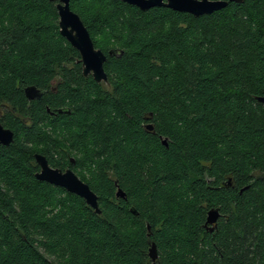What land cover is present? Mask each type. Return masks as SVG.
I'll use <instances>...</instances> for the list:
<instances>
[{
    "label": "trees",
    "instance_id": "1",
    "mask_svg": "<svg viewBox=\"0 0 264 264\" xmlns=\"http://www.w3.org/2000/svg\"><path fill=\"white\" fill-rule=\"evenodd\" d=\"M70 7L106 54V81L83 74L56 1L0 0V121L13 130L0 144V264H264V0L200 15ZM35 152L72 168L100 212L38 179Z\"/></svg>",
    "mask_w": 264,
    "mask_h": 264
},
{
    "label": "water",
    "instance_id": "2",
    "mask_svg": "<svg viewBox=\"0 0 264 264\" xmlns=\"http://www.w3.org/2000/svg\"><path fill=\"white\" fill-rule=\"evenodd\" d=\"M56 1L58 13V25L60 33L74 46L79 52V61L82 64L84 74L91 73L96 81H106L107 75L104 70L103 63L106 60V54L96 47L90 33L80 18L79 14L70 7V0H53ZM134 4L141 9H147L155 5L170 7L176 10L186 11L194 15L210 13L214 10L227 5L228 1L238 0H123ZM112 49L109 54H112ZM24 94L28 99L40 97L42 89L36 85L29 84L24 87ZM256 98L264 103V95L256 96ZM146 128L152 129V123L145 124ZM13 141V130L4 126L0 122V144H9ZM161 142L167 145L166 137H161ZM35 160L39 169L35 172V176L40 180L48 181L52 184L64 187L66 190L74 192L84 198L96 212H100L97 194L90 188L87 182L82 180L75 171L67 167L62 169L49 164L46 156L42 153H34ZM72 161V159H71ZM116 196L125 198V191L117 186ZM133 212L135 208L131 207ZM219 216L218 208L210 207L207 210L205 224L210 223V229L215 224ZM148 228L149 225H148ZM149 255L152 259L156 257L155 243L152 242L149 248Z\"/></svg>",
    "mask_w": 264,
    "mask_h": 264
},
{
    "label": "flooded vegetation",
    "instance_id": "3",
    "mask_svg": "<svg viewBox=\"0 0 264 264\" xmlns=\"http://www.w3.org/2000/svg\"><path fill=\"white\" fill-rule=\"evenodd\" d=\"M80 57V56H79ZM77 61H79V58L77 59ZM80 62V61H79ZM80 66H81V70H82V64H81V62H80ZM83 72V71H82ZM84 74V73H83ZM84 75H91V73L90 72H88L87 74H84ZM92 76V75H91ZM102 81H104V80H102ZM58 83H59V78L57 79V78H54L53 80H52V88H53V90L55 91L56 89H57V86H58ZM58 111H61V110H65V109H63V108H61V107H58V108H56ZM0 114H1V110H0ZM1 122V121H0ZM145 124V123H144ZM71 159H72V161H71ZM70 162L71 163H73L74 161H73V157L72 156H70ZM67 167H69V166H66L65 168H67ZM65 168H63V169H65ZM217 221V220H216ZM209 230H213V228L216 226V222H215V224L214 225H212L213 226V228L212 229H210V226H211V224L210 223H208V224H204Z\"/></svg>",
    "mask_w": 264,
    "mask_h": 264
}]
</instances>
